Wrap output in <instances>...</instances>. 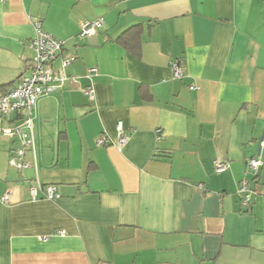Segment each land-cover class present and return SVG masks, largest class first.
<instances>
[{
  "label": "crops",
  "instance_id": "crops-1",
  "mask_svg": "<svg viewBox=\"0 0 264 264\" xmlns=\"http://www.w3.org/2000/svg\"><path fill=\"white\" fill-rule=\"evenodd\" d=\"M34 21L76 59L36 103L35 168L0 141V264H264V0H0V93L29 71Z\"/></svg>",
  "mask_w": 264,
  "mask_h": 264
},
{
  "label": "built area",
  "instance_id": "built-area-1",
  "mask_svg": "<svg viewBox=\"0 0 264 264\" xmlns=\"http://www.w3.org/2000/svg\"><path fill=\"white\" fill-rule=\"evenodd\" d=\"M102 20L82 21L79 24V35L92 38L102 28ZM35 37L28 42L33 52L32 64L26 75L21 76L17 82L0 93V141L17 143L8 158V165L17 171L35 168V161L26 160L27 152L34 154L33 143V115L36 103L42 96L50 95L60 90L69 80L67 68L74 62L76 55L66 50V42L57 39L42 29L39 21L33 23ZM175 78L182 76V70L177 61L171 63ZM193 87H190L192 89ZM84 94L89 101L94 98L92 88H86ZM118 147L123 146L129 139L121 123L116 125ZM106 143L104 137L97 140V145ZM34 158V156H33ZM263 165L261 158L253 157L246 160V168L256 172ZM229 165L225 161H214L215 173L227 171ZM39 192L47 200L60 198L55 185H31L29 193L36 199ZM240 204L244 210H249L253 191L248 188L247 181H243L238 188ZM264 196V192H263ZM4 203L10 202L9 193L1 196ZM60 235H63L61 232Z\"/></svg>",
  "mask_w": 264,
  "mask_h": 264
},
{
  "label": "trees",
  "instance_id": "trees-1",
  "mask_svg": "<svg viewBox=\"0 0 264 264\" xmlns=\"http://www.w3.org/2000/svg\"><path fill=\"white\" fill-rule=\"evenodd\" d=\"M141 34L140 26H134L123 32L116 40L122 46L128 48L135 40L139 42Z\"/></svg>",
  "mask_w": 264,
  "mask_h": 264
}]
</instances>
